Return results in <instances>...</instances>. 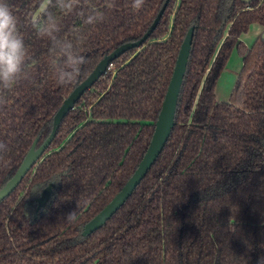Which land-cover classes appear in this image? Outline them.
Listing matches in <instances>:
<instances>
[{"label": "trees", "instance_id": "1", "mask_svg": "<svg viewBox=\"0 0 264 264\" xmlns=\"http://www.w3.org/2000/svg\"><path fill=\"white\" fill-rule=\"evenodd\" d=\"M27 49L24 71L0 86V190L57 111L99 62L140 40L166 0H9ZM45 8L43 6L46 4ZM263 33L248 48L252 25ZM194 37L175 126L132 196L89 236L150 144L188 30ZM53 37L85 58L61 85ZM228 102L216 87L235 49ZM49 184L53 195L36 214ZM75 212V220H67ZM264 260V0H170L140 47L117 58L62 120L56 137L0 202V264H260Z\"/></svg>", "mask_w": 264, "mask_h": 264}, {"label": "water", "instance_id": "2", "mask_svg": "<svg viewBox=\"0 0 264 264\" xmlns=\"http://www.w3.org/2000/svg\"><path fill=\"white\" fill-rule=\"evenodd\" d=\"M241 1L245 4H250L253 0ZM169 2L170 0H166L156 19L140 40L123 44L116 50H114L110 55L104 57L93 70V72L87 77V79L84 80L71 92V94L67 97V99L64 101V103L54 116L53 128L50 135L40 146H38V140L34 141L17 172L0 190V202L7 198L18 187V185L29 173V171L44 156L45 152L54 141L62 120L71 110L74 109L76 103L81 99V97L109 70V68L117 58L131 49L140 48L148 40V38L158 26ZM194 31L195 27L192 26L188 30L181 45L174 71L168 85V89L165 94L157 121L154 124V132L146 153L144 154L138 167L125 183L123 188L92 220L84 225L82 231L83 236H89L98 231L119 211V209L127 202L136 188L139 186V184L146 177L149 170L155 164L164 147L166 146L170 138L172 129L175 126V115L191 52ZM52 195L53 185L49 184L44 188L39 198H37L36 200V214L47 206V204L51 200Z\"/></svg>", "mask_w": 264, "mask_h": 264}, {"label": "clouds", "instance_id": "3", "mask_svg": "<svg viewBox=\"0 0 264 264\" xmlns=\"http://www.w3.org/2000/svg\"><path fill=\"white\" fill-rule=\"evenodd\" d=\"M54 50L63 56V61L55 69L56 79L61 85L77 80L85 58L77 54L71 42L53 37ZM27 49L16 30V18L9 0H0V86L11 87L24 71ZM75 212L67 220H75ZM264 264V260L260 261Z\"/></svg>", "mask_w": 264, "mask_h": 264}, {"label": "rangeland", "instance_id": "4", "mask_svg": "<svg viewBox=\"0 0 264 264\" xmlns=\"http://www.w3.org/2000/svg\"><path fill=\"white\" fill-rule=\"evenodd\" d=\"M46 4L43 6L45 8ZM242 67V58L236 48L227 64V67L222 72L217 87H216V100L218 102H228L230 100L232 91L235 87L238 73ZM41 194V193H40ZM39 198V197H38Z\"/></svg>", "mask_w": 264, "mask_h": 264}, {"label": "crops", "instance_id": "5", "mask_svg": "<svg viewBox=\"0 0 264 264\" xmlns=\"http://www.w3.org/2000/svg\"><path fill=\"white\" fill-rule=\"evenodd\" d=\"M262 33L263 29L259 25L254 24L251 26L250 30L241 37V41L246 47L250 48Z\"/></svg>", "mask_w": 264, "mask_h": 264}, {"label": "flooded vegetation", "instance_id": "6", "mask_svg": "<svg viewBox=\"0 0 264 264\" xmlns=\"http://www.w3.org/2000/svg\"><path fill=\"white\" fill-rule=\"evenodd\" d=\"M110 69V68H109Z\"/></svg>", "mask_w": 264, "mask_h": 264}]
</instances>
